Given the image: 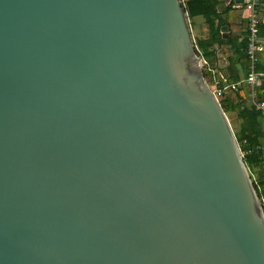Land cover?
Masks as SVG:
<instances>
[{"label":"water","instance_id":"95a60500","mask_svg":"<svg viewBox=\"0 0 264 264\" xmlns=\"http://www.w3.org/2000/svg\"><path fill=\"white\" fill-rule=\"evenodd\" d=\"M215 65L182 0H0V264H264Z\"/></svg>","mask_w":264,"mask_h":264},{"label":"trees","instance_id":"16d2710c","mask_svg":"<svg viewBox=\"0 0 264 264\" xmlns=\"http://www.w3.org/2000/svg\"><path fill=\"white\" fill-rule=\"evenodd\" d=\"M182 4L189 16L197 51L204 59L208 63L216 61L220 48L228 54L227 78L237 81L241 80L242 76L246 77L248 64L245 49L248 40V21L239 16L238 9L234 6L235 0H182ZM262 6L264 8V1ZM224 25H229L232 29V34L228 38L222 36L221 29ZM260 27L262 35L264 23H261ZM204 72L209 81L208 67L204 68ZM249 90L246 83L235 90H227L219 98V102L230 117L249 172L253 175L258 169L260 173V177L254 178L252 182L257 195L262 198L264 197V149H262L264 118L248 103L246 97ZM258 98L264 99V94H258Z\"/></svg>","mask_w":264,"mask_h":264},{"label":"built area","instance_id":"2783aa9c","mask_svg":"<svg viewBox=\"0 0 264 264\" xmlns=\"http://www.w3.org/2000/svg\"><path fill=\"white\" fill-rule=\"evenodd\" d=\"M263 1L248 0V2L234 5L240 11L239 15H242L248 21V40L245 49L246 61L248 63L247 76L244 79L232 81L225 75L218 74L214 68L208 66L210 77L207 82L218 100L227 90H235L245 83L248 84L250 89L248 103L260 112L264 118V99L258 98V85L264 78V71L259 68L260 56L264 52V40L261 37L260 27L261 16L264 11L262 6ZM241 154H244L243 151H241ZM261 203L264 213V197L261 198Z\"/></svg>","mask_w":264,"mask_h":264},{"label":"crops","instance_id":"0c3cea01","mask_svg":"<svg viewBox=\"0 0 264 264\" xmlns=\"http://www.w3.org/2000/svg\"><path fill=\"white\" fill-rule=\"evenodd\" d=\"M235 4H238V2H236V0H235ZM240 11L238 10V13H239ZM239 16H241V18L242 19H244V17L242 16V15H239ZM261 23H264V11H263V13H262V16H261ZM245 23V22H244ZM228 27H229V29H228V34H229V36L232 34V29H231V27L229 26V25H227ZM263 31V30H262ZM222 32V31H221ZM261 37H262V39L264 40V34H262L261 35ZM226 38H228V37H226ZM240 39H241V37H240ZM239 39V40H240ZM213 63H216V65H215V71L218 73V74H221V75H227V73H228V69H227V65L229 64V60H228V54L227 53H225L222 49H218V58H217V60L216 61H214ZM248 64V63H247ZM259 67L260 68H263V70H264V52L261 54V56H260V63H259ZM227 77V76H226ZM245 78V76H242V78L241 79H244ZM234 81H235V79H233ZM232 80V81H233ZM258 93H259V95H262V94H264V78L262 79V81L260 82V84L258 85ZM247 100H249V93H247ZM262 149H264V141H263V145H262ZM253 176H254V178H259L260 177V173H259V171H258V169H256L255 171H254V174H253Z\"/></svg>","mask_w":264,"mask_h":264},{"label":"rangeland","instance_id":"374dc122","mask_svg":"<svg viewBox=\"0 0 264 264\" xmlns=\"http://www.w3.org/2000/svg\"><path fill=\"white\" fill-rule=\"evenodd\" d=\"M197 19H199L200 20V18H197ZM192 33H193V30H192ZM193 37H194V34H193ZM231 122V121H230ZM249 174H250V176H251V178H252V181L254 180V176L249 172Z\"/></svg>","mask_w":264,"mask_h":264}]
</instances>
